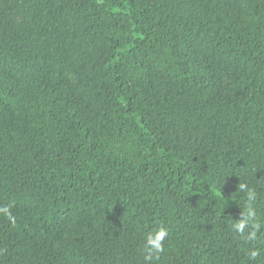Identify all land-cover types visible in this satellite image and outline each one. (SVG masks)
I'll list each match as a JSON object with an SVG mask.
<instances>
[{"label":"trees","instance_id":"obj_1","mask_svg":"<svg viewBox=\"0 0 264 264\" xmlns=\"http://www.w3.org/2000/svg\"><path fill=\"white\" fill-rule=\"evenodd\" d=\"M0 209V264H264V0H0Z\"/></svg>","mask_w":264,"mask_h":264},{"label":"clouds","instance_id":"obj_2","mask_svg":"<svg viewBox=\"0 0 264 264\" xmlns=\"http://www.w3.org/2000/svg\"><path fill=\"white\" fill-rule=\"evenodd\" d=\"M0 212L7 215L8 219L12 223H15V218L11 215L8 209H0ZM166 235H167L166 230L160 229L159 231L155 232L154 234H150L147 237V242L145 245V252H146L145 260H149L151 259L152 255L159 254L164 251L162 242ZM255 255L256 254L253 253V256Z\"/></svg>","mask_w":264,"mask_h":264}]
</instances>
